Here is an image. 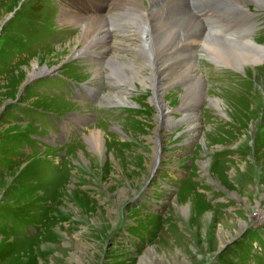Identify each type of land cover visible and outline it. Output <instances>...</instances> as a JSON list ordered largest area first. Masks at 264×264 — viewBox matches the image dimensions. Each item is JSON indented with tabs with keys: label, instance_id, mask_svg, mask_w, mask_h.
I'll return each instance as SVG.
<instances>
[{
	"label": "rangeland",
	"instance_id": "rangeland-1",
	"mask_svg": "<svg viewBox=\"0 0 264 264\" xmlns=\"http://www.w3.org/2000/svg\"><path fill=\"white\" fill-rule=\"evenodd\" d=\"M41 1L0 0V264H264V60L240 72L200 51L204 99L169 72L166 126L137 77L132 104L115 102L82 29L60 21L84 0ZM238 5L255 23L210 10L213 47L264 46V9Z\"/></svg>",
	"mask_w": 264,
	"mask_h": 264
},
{
	"label": "bare ground",
	"instance_id": "bare-ground-1",
	"mask_svg": "<svg viewBox=\"0 0 264 264\" xmlns=\"http://www.w3.org/2000/svg\"><path fill=\"white\" fill-rule=\"evenodd\" d=\"M74 1L81 2V0ZM145 1L150 6L149 8L144 7L140 0H117L118 7L116 9L106 10V0H84L86 10L76 9L78 12L76 15L70 8H67L61 15L62 24L68 23V25L71 24L73 27L82 29L81 43L84 49L88 50V54L98 57L101 68L109 70V73L102 76V79L115 83L117 89L116 87L113 89L124 94L123 97L114 96L113 100L117 103L132 104L127 94H130L129 87L136 88L134 79L137 77V80L144 86L150 87L153 100H156L155 107L159 113V119L164 120L163 122L168 126L169 122L175 123L168 115L169 109L162 100V93L172 85L166 77L170 74L169 72H173L178 80L182 76L186 82L180 79V84L184 85V88L186 87L183 97L187 98L193 95L194 98L198 97L200 100L202 94L200 96L199 94L202 93L205 83L204 77L197 70L196 63L199 60L197 59L195 63V58L198 57L200 51L206 54L204 55L206 61L218 62L228 67L231 65L230 68L240 72L245 70L246 64H260L264 60V46L250 41L242 46L234 47L222 43H218L219 48L210 45L211 43L207 41L209 30L204 28L201 20L199 22L198 18L196 19L191 13L190 7L187 6L188 0ZM239 1L242 4L250 3L259 9H264V0H234L237 4ZM87 20L91 21L87 23ZM184 33H192V35L190 34L191 37L188 39H183ZM108 38L112 42L111 46L107 44ZM226 41L230 43V40ZM95 49H98L97 53H95ZM130 54H137L136 63L129 58ZM177 63L180 65L178 71L182 73L173 71V67ZM35 68L36 64H34L33 70L28 72L30 77L40 76L49 71L47 69L35 71ZM102 73H96V77L101 79ZM121 85H126V88ZM193 102L190 103L192 107L200 101L194 100ZM184 117L180 118V121L187 124L194 118L192 121L195 122L194 108L188 110ZM195 126L196 124L191 126L193 133L196 130ZM185 131L187 132V129ZM159 153V144L157 143L156 159L159 158Z\"/></svg>",
	"mask_w": 264,
	"mask_h": 264
},
{
	"label": "water",
	"instance_id": "water-1",
	"mask_svg": "<svg viewBox=\"0 0 264 264\" xmlns=\"http://www.w3.org/2000/svg\"><path fill=\"white\" fill-rule=\"evenodd\" d=\"M125 206V205H124Z\"/></svg>",
	"mask_w": 264,
	"mask_h": 264
}]
</instances>
